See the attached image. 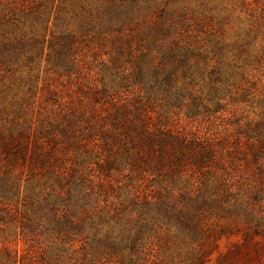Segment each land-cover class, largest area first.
<instances>
[{
  "label": "trees",
  "instance_id": "obj_1",
  "mask_svg": "<svg viewBox=\"0 0 264 264\" xmlns=\"http://www.w3.org/2000/svg\"><path fill=\"white\" fill-rule=\"evenodd\" d=\"M215 1L0 0V264L259 263L264 0Z\"/></svg>",
  "mask_w": 264,
  "mask_h": 264
},
{
  "label": "rangeland",
  "instance_id": "obj_2",
  "mask_svg": "<svg viewBox=\"0 0 264 264\" xmlns=\"http://www.w3.org/2000/svg\"><path fill=\"white\" fill-rule=\"evenodd\" d=\"M247 1V4H248V8L249 9H252V10H255V13H258L257 12V6L256 5H258L259 6V1H260V3L262 2V0H246ZM215 3L216 4H218L219 3V1L218 0H216L215 1ZM225 3H227L229 6H231V5H233L234 3H235V1L234 0H225ZM256 3V4H255ZM246 19H245V17L244 16H241V18L240 19H238V20H232L231 22V27H230V35H232L233 33V31L235 30H238V29H243V28H245L246 27V21H245ZM253 25H254V27H255V29H257L256 31L257 32H259V35H260V38H262L263 37V34H264V31L261 29V28H259V27H257L256 26V23H253ZM40 27H41V25L40 24H38L37 26H36V31L38 30V33L40 34L41 33V29H40ZM47 27H48V29H47V31H46V35H45V37H44V39H45V41L41 44L42 45V52H41V55L40 56H38L37 57V61H36V63L37 64H32V68L34 69V71H33V73H38V76L40 77V80L39 81H37V86H41V79H43V77H44V73H43V69H44V65H45V55H46V53H47V51H48V49H47V47H48V42H49V39H50V37H51V31L54 29L53 28V16H50L49 17V21H48V23H47ZM230 41H233V39L232 40H230ZM261 44H263V41H262V39H259V41H258V43H254L253 44V46L254 47H260L261 46ZM34 55H36V53H34ZM35 99H36V103H35V105L36 104H38V95H36V97H35ZM35 105H33V107H36ZM4 106V107H3ZM3 106H0V110H3V108H5L4 109V111H5V113H9L10 112V110H12L13 108L12 107H10L8 104H4ZM34 110L36 111V109L34 108ZM238 113H240V112H244V111H242V110H238L237 111ZM180 125H183V126H185L184 128H186V129H190V130H196V129H198V130H201V131H204L205 129H204V127H200L197 123H191V125L188 123V122H186V121H181L180 123H179ZM235 232V231H234ZM242 234V233H241ZM240 233H236L235 232V234L233 235V236H231L230 238H228V239H226L225 237H222L219 241H218V250L220 251V252H225L226 251V249H227V246H228V243H229V241H242L243 239H242V235H241ZM255 239H259V240H264V239H262V237L261 236H256L255 237ZM18 247L19 248H21L22 247V245H21V243H19L18 244ZM215 253L214 254H212L210 257H209V262L207 263V264H213L214 263V258H215ZM261 260L259 261V263L258 264H264V252L261 254ZM255 264H257V262H255Z\"/></svg>",
  "mask_w": 264,
  "mask_h": 264
}]
</instances>
